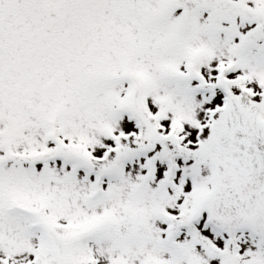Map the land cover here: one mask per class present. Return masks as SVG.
I'll list each match as a JSON object with an SVG mask.
<instances>
[{"label": "snow or ice", "instance_id": "1", "mask_svg": "<svg viewBox=\"0 0 264 264\" xmlns=\"http://www.w3.org/2000/svg\"><path fill=\"white\" fill-rule=\"evenodd\" d=\"M0 264H264V0H0Z\"/></svg>", "mask_w": 264, "mask_h": 264}]
</instances>
